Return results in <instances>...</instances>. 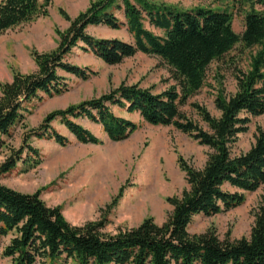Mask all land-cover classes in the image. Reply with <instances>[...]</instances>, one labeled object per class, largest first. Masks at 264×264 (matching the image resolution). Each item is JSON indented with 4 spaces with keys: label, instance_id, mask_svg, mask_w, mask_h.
Returning a JSON list of instances; mask_svg holds the SVG:
<instances>
[{
    "label": "trees",
    "instance_id": "1",
    "mask_svg": "<svg viewBox=\"0 0 264 264\" xmlns=\"http://www.w3.org/2000/svg\"><path fill=\"white\" fill-rule=\"evenodd\" d=\"M51 1L0 0V36L45 16ZM121 1L133 43L97 39L86 33L88 26L117 30L123 25L110 11L115 0H96L72 20L62 12L70 25L58 33L54 51L33 54L35 73H14L9 83L0 85V149L23 122L27 105L41 100V95L53 97L67 90L59 72L81 80L95 75L90 69L65 61L78 45L107 65L120 64L137 53L155 56L171 69L176 87L155 94L138 85L121 84L98 98L51 112L39 127L28 130L18 150L8 148L9 155L0 164V177L20 160H28L22 157L24 152L38 157L28 144L31 137L67 144V139L51 127L55 120L82 144L97 145L101 140L72 119L98 124L110 142L127 139L136 125L114 115L113 107L138 114L149 125L171 126L190 136L207 147L206 161L196 169L179 159L187 188L179 196L166 199L172 211L163 224L145 218L136 227L115 234L103 233L104 225L99 222L72 226L59 207H48L41 200L39 191L23 194L0 184V238L11 237L2 257L11 259L12 264L55 263L62 259L77 264H264V201L254 212L248 238L219 240L212 230L199 235L187 231L195 216H214L234 209L244 202V193L264 185V127L257 128L254 142L245 153L232 152L239 136L248 131L251 118L264 114V9H254L264 8V0H244L249 10L240 35L233 31L227 11H187L148 0ZM144 22L162 31V35L146 29ZM236 46L257 51L247 70L235 68V92L216 96L218 118L195 106L205 130L187 119L181 107L202 87L209 66Z\"/></svg>",
    "mask_w": 264,
    "mask_h": 264
},
{
    "label": "rangeland",
    "instance_id": "2",
    "mask_svg": "<svg viewBox=\"0 0 264 264\" xmlns=\"http://www.w3.org/2000/svg\"><path fill=\"white\" fill-rule=\"evenodd\" d=\"M95 1L52 0L45 16L20 24L1 35L0 85L9 83L14 73H35L37 67L33 54L54 51L59 43L58 33H63L70 25L62 12L72 20ZM129 1L134 3V0ZM148 1L187 11L195 8L227 11L232 17V29L238 35L244 29V16L249 10L244 0ZM254 9L261 11L264 8L255 6ZM110 11L123 23L119 29L88 26L86 33L97 39L133 43L125 25L122 1L115 0ZM144 27L155 35H162V31L147 22H144ZM80 46L73 48L65 56V61L90 69L95 75L81 80L59 72L65 79L67 90L53 97L41 95V100L35 99L27 105L28 113L23 122L13 129L12 138L6 140L0 149V164L9 155L8 148L18 150L28 130L39 127L51 112L98 98L121 84L138 85L155 94L176 87L171 69L155 56L137 53L120 64L107 65L90 52L81 50ZM256 51L236 46L223 59L213 62L202 87L181 107L184 116L206 130L195 106L218 118L220 113L214 105L216 96H230L235 92V68L247 70ZM111 110L114 115L136 125V130L127 139L110 142L98 124L87 119H72L101 140L97 145L82 144L59 120H55L51 127L67 139V144L61 146L47 138H29L28 144L38 152V157L24 152L22 157L28 160H20L14 169L2 175L0 184L23 194L39 191L41 200L48 207H59L64 219L72 226L99 222L104 225L103 233L115 234L119 230L136 227L145 218H151L158 225L163 224L172 211L166 199L179 196L187 188L179 159L199 169L206 161L208 149L171 126H152L143 122L138 114H129L115 107ZM259 127H264V114L251 118L248 131L239 136L233 154L245 153L250 148ZM263 201L264 185L255 192L244 193V202L234 209L214 216H195L187 231L190 235H199L212 230L219 240L248 238L254 212ZM10 238H0V264H12L11 259L1 255ZM36 264L77 263L62 259L55 263L38 261Z\"/></svg>",
    "mask_w": 264,
    "mask_h": 264
}]
</instances>
